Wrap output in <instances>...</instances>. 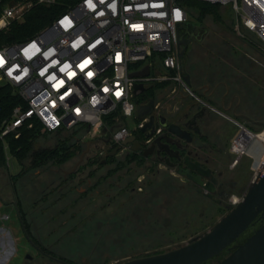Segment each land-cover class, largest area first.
<instances>
[{
    "label": "flooded vegetation",
    "instance_id": "af4514ba",
    "mask_svg": "<svg viewBox=\"0 0 264 264\" xmlns=\"http://www.w3.org/2000/svg\"><path fill=\"white\" fill-rule=\"evenodd\" d=\"M186 27L191 33V40L185 51L196 44L201 45L205 39L211 37L207 29L198 25ZM184 33L185 30L182 29L178 35ZM214 42L217 41H205L203 44L204 56L212 59L211 67L208 65L203 69H195L198 74L196 77L188 73L192 81L190 89L194 86L195 79L198 80L196 92L179 90L173 93L171 88L165 94L152 98L144 96L149 88L146 87V91L139 96L140 100L145 99L141 104L153 100L156 106L153 125L142 131L149 122L147 117V120L139 122L136 130L138 132H132L130 138H135L136 149L133 143H127L130 138L123 143H116L108 136L92 141L89 153L75 170L81 155L71 168L54 170L55 180L48 188L51 191L58 189V204L63 203L64 208L79 210L83 203L89 204L91 213L88 218L75 216L78 219V222L73 219L76 221L73 225L75 229L72 231L71 227L67 228L64 234L52 242L41 237L34 219L22 223L29 248L36 251L45 262L84 264L70 258L61 250L66 245L64 236L67 233L77 236L74 237L76 242H82L88 235L90 241L96 243L116 239L137 240L139 236L149 235L152 226L160 224L162 217L172 212V222L166 226L169 230L174 227V220L177 219L179 194L181 199L184 195L186 211L190 209L194 195L213 205L211 211L235 208L240 202L229 199L234 191L246 196L254 183V163L247 158L254 148L238 158L232 152L231 146L241 128L253 131L264 127V109H261L263 114L258 116L257 102L250 95L252 89L247 80L241 79L235 73L225 74L227 64H232L239 58L236 39L226 55ZM161 117L165 118L164 122H161ZM100 144L108 146L107 151L102 150ZM92 146L96 148L94 152H91ZM205 215L202 210L200 216L203 218ZM58 220L62 221L60 225L63 227L70 222L67 218L54 221ZM263 224L264 218L259 216L226 250L203 264L222 262ZM187 227L190 228L191 224L188 223ZM167 229L162 233L159 229H154L153 232L169 236L167 239L172 242L174 233L171 235ZM145 231L148 233L145 234ZM96 249L95 246L92 251ZM2 251L1 248L0 264H6L13 254L10 255L11 250L3 254ZM167 252L169 251L148 252L141 258ZM7 256L8 260L3 263ZM26 257L32 260L31 255Z\"/></svg>",
    "mask_w": 264,
    "mask_h": 264
},
{
    "label": "built area",
    "instance_id": "2783aa9c",
    "mask_svg": "<svg viewBox=\"0 0 264 264\" xmlns=\"http://www.w3.org/2000/svg\"><path fill=\"white\" fill-rule=\"evenodd\" d=\"M192 2L230 6L241 28L264 46V0H76L66 6L59 0H0V34L37 8L64 7L42 13L44 22L32 36L0 44V82L21 101L0 121V140L19 137L37 121L43 132L86 126L89 135L126 141L132 132L123 123L109 131L105 118L135 115L136 83H170L173 93H191L180 67L178 33L189 25ZM147 66L148 77H131ZM257 142L264 147V127L259 133L241 128L231 149L240 158ZM253 173V181L264 173V154ZM6 221L10 215L0 212L1 247L9 241L12 255Z\"/></svg>",
    "mask_w": 264,
    "mask_h": 264
},
{
    "label": "rangeland",
    "instance_id": "374dc122",
    "mask_svg": "<svg viewBox=\"0 0 264 264\" xmlns=\"http://www.w3.org/2000/svg\"><path fill=\"white\" fill-rule=\"evenodd\" d=\"M195 17L196 13L193 10L189 16L188 23L207 29L211 37L208 40L205 39L201 45L196 44L191 46L184 52L182 58H180L181 70L184 69L183 72L192 73L196 77L198 74L195 69H203L208 65L211 67L212 59L207 57V55L204 56L203 44L205 41L212 42V40H216L217 42L214 43L226 55L230 46L234 45V40L236 39V52L239 58L234 63L227 64L225 74L235 73L236 75H240L241 79L248 81V86L252 89L250 91L251 94H249L252 96V99L255 98L253 101L256 100L255 103L257 102V115L261 116L264 111L261 110L264 109V46L256 36L241 28L230 6L221 8L220 18L209 16L203 22L198 23ZM182 50L183 47H179V54ZM195 81L194 86L191 87V90L194 92H196L198 84L197 78ZM5 86L6 83L0 82V87ZM139 122L135 115L123 118L124 126L134 133L138 132L136 130ZM253 131L259 133L262 129H253ZM73 132H77L76 135L81 138L82 142L88 143L101 139L97 135L87 134L86 130L74 129L63 132L61 136L57 133H48L44 140H42V145L46 147L55 146L58 140ZM100 147L105 151L108 149V146H102V144H100ZM83 149L86 151L87 146L85 145ZM95 149L92 146L91 152H94ZM263 154L264 147L260 142H257L254 150L251 151L247 158H250L249 160L254 163L256 160L262 158ZM79 157L77 156L73 161L68 163L65 168H71ZM6 158L9 160L10 170L7 164L0 165V212L10 215L11 221H6L5 224L11 227V238L15 243V254L13 253V257L6 264H49L45 262L44 258L39 257L36 251L29 248V242L24 237L22 230V223L24 224L26 221L34 219L39 227L41 237L43 239L48 238L49 242H52L64 234L67 228L71 227L73 231V225L78 220L75 216L88 218L91 213L90 206L83 203L82 211L74 208H64L65 204H58L56 199L58 189L56 188L54 191H51V188H48L51 182L55 180L54 170L45 169L17 179L21 171L20 164L9 149L6 152ZM194 196L190 209L186 211L185 207L187 205L185 204V200H183L184 195L181 199V195L179 194L177 219L174 220V227L169 228V230L166 226L172 222V212H168L166 217H162L160 224L152 226L149 235L139 236L137 240L118 241L116 239L111 242L98 241L96 243V241H90V235H88L84 237L82 242H76L74 241V237L77 236H71L68 235L70 233H67L64 236L66 238V245L61 250H64V253L70 258L84 264H117L141 258L143 254L148 252L158 253L181 248L209 233L234 208L211 211L213 205L211 206L204 199L198 198L196 195ZM242 198L243 195L241 193L234 191L230 194L229 199L233 202H240ZM202 210L206 213L203 218L200 216ZM58 218L70 219L68 226H61L62 221H54ZM73 219H76V221ZM188 223L191 224L190 228L187 227ZM154 229L161 230V233L167 229L171 235L174 233V240L170 242L167 239L169 236L159 235L157 232H153ZM144 233L147 234L148 232L145 231ZM36 235L38 234L36 233ZM143 237L147 238L143 239ZM95 246L97 249L93 252L92 249ZM1 248L0 243V250ZM10 250L11 244L9 241H6L1 253L3 254L5 251ZM28 254L32 256V260L27 259L26 255ZM90 254L93 255L90 256Z\"/></svg>",
    "mask_w": 264,
    "mask_h": 264
},
{
    "label": "water",
    "instance_id": "95a60500",
    "mask_svg": "<svg viewBox=\"0 0 264 264\" xmlns=\"http://www.w3.org/2000/svg\"><path fill=\"white\" fill-rule=\"evenodd\" d=\"M183 29L185 33L178 35V45L184 48L179 54L180 58L191 40L188 28L183 27ZM149 75L150 68L147 66L143 71L131 74V77L145 78ZM185 81L188 86L192 85L190 75H185ZM146 89L144 84L136 83L134 85L135 97L141 96ZM155 106V102L150 100L147 103L139 104L136 108L135 116L139 121H144L149 117V122L142 128L143 132L153 125ZM164 121L165 118L161 117V122ZM106 132L104 130V133ZM149 135L147 134V136ZM127 143H133L136 149L137 142L134 137L128 139ZM91 144L92 142L87 143V149L81 154L80 161L75 165L74 170L84 156L89 153ZM259 216L264 218V173L254 181L240 203L205 236L167 253L134 259L121 264H203L226 250ZM9 256L5 257L2 262L5 263ZM219 264H264V224L243 245Z\"/></svg>",
    "mask_w": 264,
    "mask_h": 264
},
{
    "label": "trees",
    "instance_id": "16d2710c",
    "mask_svg": "<svg viewBox=\"0 0 264 264\" xmlns=\"http://www.w3.org/2000/svg\"><path fill=\"white\" fill-rule=\"evenodd\" d=\"M74 2H76V0H59L60 5L62 6L64 4L65 6L70 5ZM191 6L192 11L194 10L196 13L195 18L198 20V23L203 22L204 19L209 16L220 18V11L221 8H223L221 5H211L203 2H192ZM62 10H64V7L58 6L50 9L43 7L37 8L36 11L26 16V23L14 26L9 32L1 33L0 44L4 42H16L32 36L44 22V16L42 13L44 14L49 11V15H52V13L58 14ZM170 89V83H155L149 86L147 89L148 92L144 96L146 97V95H148L149 97L157 98L159 95L165 94ZM144 100V98L140 100L138 97L136 101L141 104V101ZM20 102L19 97L14 94L11 87H0V121L9 117L12 109ZM116 116L117 114H113L105 118L106 128L109 131L123 123V119L117 121ZM74 129L86 130V133L88 132L86 126H78L72 130ZM72 130H60L51 133H57L61 136L63 132ZM47 134L48 132H43L41 125L36 121L31 128H22L19 137L16 138L12 136L5 138L4 141L0 140V165L7 164L6 143L8 149L21 166V171L18 174L17 179L45 169H61L73 161L77 156H80L84 152V146H87L86 142H82L81 138L77 137V132H73L63 139L58 140L55 146L46 147L42 145V140H44Z\"/></svg>",
    "mask_w": 264,
    "mask_h": 264
}]
</instances>
